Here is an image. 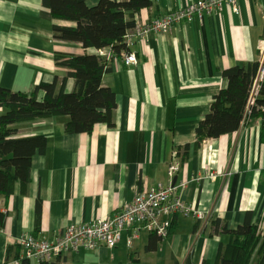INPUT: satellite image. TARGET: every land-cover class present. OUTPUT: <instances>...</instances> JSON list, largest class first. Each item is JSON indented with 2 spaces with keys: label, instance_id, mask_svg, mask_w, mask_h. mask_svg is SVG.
<instances>
[{
  "label": "crops",
  "instance_id": "0c3cea01",
  "mask_svg": "<svg viewBox=\"0 0 264 264\" xmlns=\"http://www.w3.org/2000/svg\"><path fill=\"white\" fill-rule=\"evenodd\" d=\"M192 1L152 0L136 19L159 18ZM98 2L87 0V5ZM49 13L43 0H0V87L31 94L40 82L66 76L56 54L95 52L56 39L54 25L76 23ZM263 38L264 0H238V11L225 4L221 12L183 21L167 33L153 32L147 42L136 40L129 50L137 54V65L126 66L120 55L110 60L111 72L102 83L116 93L113 127L99 123L92 133L68 134V116L14 124L15 138L44 136L47 146L33 157L27 192L16 182L11 196L0 197V213L6 215L0 264H6L9 247L13 259L16 251L22 254L18 240L24 233L52 236L68 225L106 218L131 202L137 189L167 186L175 177L181 199L202 217L176 214L172 231L154 250L147 249L151 232L141 229L132 240L128 228L116 247L80 249L65 255L63 264H215L228 236L215 233L213 218L236 228L252 212L262 232V119L248 112L234 133L205 139L200 147L195 143L214 96L228 86L223 71L258 62ZM74 87L75 79L68 77L66 92ZM44 96L40 91L39 99ZM185 145L191 146L188 159L171 179L169 165Z\"/></svg>",
  "mask_w": 264,
  "mask_h": 264
},
{
  "label": "trees",
  "instance_id": "16d2710c",
  "mask_svg": "<svg viewBox=\"0 0 264 264\" xmlns=\"http://www.w3.org/2000/svg\"><path fill=\"white\" fill-rule=\"evenodd\" d=\"M43 5L49 8L50 18L76 23L75 26L54 25L52 29L56 39L80 43L85 49L95 52L56 54V63L68 69L66 76L63 79L57 76L52 83L40 82L31 94L0 87V107L5 109V113L0 115V197L11 196L16 182L21 184L23 192H27L33 157L37 153L44 154L47 146L44 136L15 138L17 129L13 127L14 124L68 116L65 124L68 134L92 133L99 123L114 126L116 93L102 83L103 76L111 72V61L99 51L109 48L116 55L129 51L124 43L125 36L135 26L136 14L143 8L152 7L153 2L99 0L90 7L87 0H43ZM258 67V62H251L223 71L228 86L214 96L210 112L200 121L195 147H200L205 139L219 138L237 131L248 110L252 117L261 118L264 126V82L255 103L249 106ZM68 77L75 79L71 92L65 90ZM40 91L45 92L43 99L38 97ZM190 148V145H185L177 149L176 155L181 164L188 159ZM5 217L0 213V227ZM212 221L215 233L228 236V241L219 245L215 264H264V230L261 232L259 226L253 223L252 212H248L245 221L236 228H229L219 218ZM171 231L170 228L169 233ZM151 233L147 246L149 251L156 249L163 239ZM11 254L12 247H9L6 264L13 259ZM255 256L258 259L253 262ZM14 259H20L21 264H34L21 257L20 250L15 252Z\"/></svg>",
  "mask_w": 264,
  "mask_h": 264
},
{
  "label": "built area",
  "instance_id": "2783aa9c",
  "mask_svg": "<svg viewBox=\"0 0 264 264\" xmlns=\"http://www.w3.org/2000/svg\"><path fill=\"white\" fill-rule=\"evenodd\" d=\"M229 5L238 11V0H194L181 9L165 13L155 19H136L135 26L130 29L124 39L128 48L136 40L147 42L151 33H167L173 26L191 21L195 17L202 18L204 14L221 12L224 6ZM101 51V50H100ZM101 55L108 60H116L119 55L113 51ZM120 56L126 66L137 65L139 60L133 51H123ZM258 72L254 78L249 106L255 103L261 85L264 82V38L260 42V60ZM249 110L247 111L248 114ZM181 168V162L176 155L169 165L168 174L172 179ZM211 178L216 176L208 172ZM176 214L184 216L202 215L195 212V208L183 201L179 196L178 186L170 183L167 186L137 189L133 200L116 210L106 218H99L89 222H78L66 226L52 236H37L33 233H24L18 240L22 248L21 257L34 264L46 262L48 264H63V257L80 249H97L102 245L109 248L116 247L125 229L132 228V237L137 238L141 229L154 232L164 238L169 234L172 218ZM130 241V244L133 242ZM9 264H21L20 259H12Z\"/></svg>",
  "mask_w": 264,
  "mask_h": 264
},
{
  "label": "water",
  "instance_id": "95a60500",
  "mask_svg": "<svg viewBox=\"0 0 264 264\" xmlns=\"http://www.w3.org/2000/svg\"><path fill=\"white\" fill-rule=\"evenodd\" d=\"M175 181H176V177H175V179H174V182H173V184H175Z\"/></svg>",
  "mask_w": 264,
  "mask_h": 264
}]
</instances>
